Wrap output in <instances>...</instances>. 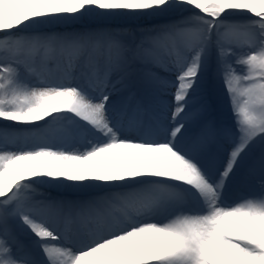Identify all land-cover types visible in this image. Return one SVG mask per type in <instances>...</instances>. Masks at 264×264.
<instances>
[{
  "label": "snow or ice",
  "instance_id": "1",
  "mask_svg": "<svg viewBox=\"0 0 264 264\" xmlns=\"http://www.w3.org/2000/svg\"><path fill=\"white\" fill-rule=\"evenodd\" d=\"M0 264H264V0H0Z\"/></svg>",
  "mask_w": 264,
  "mask_h": 264
},
{
  "label": "bare ground",
  "instance_id": "2",
  "mask_svg": "<svg viewBox=\"0 0 264 264\" xmlns=\"http://www.w3.org/2000/svg\"><path fill=\"white\" fill-rule=\"evenodd\" d=\"M116 23H123L122 21H117ZM225 114L226 115H229L228 113H227V111L225 110ZM52 194L53 195H56L57 193H56V190H52Z\"/></svg>",
  "mask_w": 264,
  "mask_h": 264
}]
</instances>
